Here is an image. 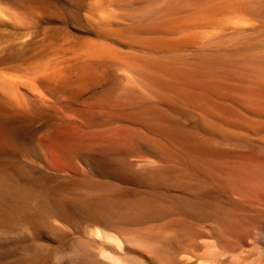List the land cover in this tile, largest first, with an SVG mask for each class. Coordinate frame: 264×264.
<instances>
[{"label": "rangeland", "instance_id": "374dc122", "mask_svg": "<svg viewBox=\"0 0 264 264\" xmlns=\"http://www.w3.org/2000/svg\"><path fill=\"white\" fill-rule=\"evenodd\" d=\"M186 1L0 0V264H264L260 134L150 113L154 35L130 32ZM262 12L172 36L257 80Z\"/></svg>", "mask_w": 264, "mask_h": 264}, {"label": "bare ground", "instance_id": "6f19581e", "mask_svg": "<svg viewBox=\"0 0 264 264\" xmlns=\"http://www.w3.org/2000/svg\"><path fill=\"white\" fill-rule=\"evenodd\" d=\"M185 3L183 2L182 4L184 5L178 7L174 6L175 8L172 10L169 9L170 14L168 17L147 27L143 26L142 28L139 26L138 28L134 24V28L138 29L130 32L134 35H142L143 32L154 35V37L141 39L140 44H138V46L147 51L146 53L149 54L148 58L136 60L144 67L139 68L148 69L150 70H147L148 72H153L156 75L154 82H149L155 83L156 88H158L157 92L159 91L158 93L160 94V96L157 94L159 96V104L151 108L150 113L156 118V121L158 120L161 124H165V127L168 125L172 129V135L181 141L191 139L190 135H183L178 130L182 119L189 120L193 129H204L209 132L252 129L259 133L260 138L264 140V72L260 71L263 73H261L259 79L256 78V75L255 78L257 80L253 78V81H250L243 73L234 71L217 51L193 52L187 58L184 56L185 53L192 52V47L199 40L198 37L189 32V34L185 32L186 34L180 37L172 36V34H177L176 32L178 31L192 29L198 25H214L218 22L216 19L222 15L228 17L226 16L228 13L230 15L235 12L239 13L238 15L243 13L244 17L245 14H248L250 17L246 16L249 17L250 21L252 17H256L258 13L264 11V0H187ZM186 13L188 18L187 16L186 18L182 16L183 14L186 15ZM190 13L191 16L189 15ZM255 19L254 23L257 20ZM223 20L226 19L224 18ZM250 22H253V20ZM260 25L257 27H260ZM241 27L243 28V25ZM251 28L248 30L251 31L253 29ZM243 29L241 30L243 31ZM125 31L126 33L123 31L122 35H120L121 33L118 35L122 37L123 34L127 35L129 31ZM263 33L262 35H264ZM131 36L129 35V38ZM250 38L248 37L247 39L250 41ZM256 42L258 43L257 40ZM252 52L254 53V51ZM252 52L251 54H253ZM262 53L264 52H260V54ZM257 72L259 73V70ZM153 76L150 77L153 78ZM247 76L249 75L247 74ZM4 95L5 83L0 80V97L3 100L5 99ZM152 124L156 126V122ZM242 133L244 134V132ZM241 138L242 136L240 140ZM260 148L263 149L264 147Z\"/></svg>", "mask_w": 264, "mask_h": 264}]
</instances>
